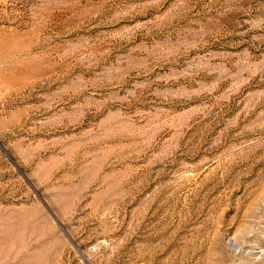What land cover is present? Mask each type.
<instances>
[{
  "label": "rangeland",
  "instance_id": "374dc122",
  "mask_svg": "<svg viewBox=\"0 0 264 264\" xmlns=\"http://www.w3.org/2000/svg\"><path fill=\"white\" fill-rule=\"evenodd\" d=\"M0 264H264V0H0Z\"/></svg>",
  "mask_w": 264,
  "mask_h": 264
}]
</instances>
